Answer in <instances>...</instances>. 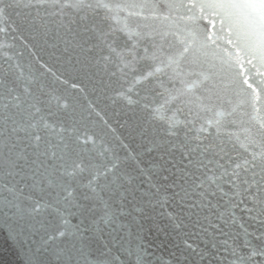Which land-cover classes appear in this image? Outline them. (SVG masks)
<instances>
[{
	"label": "snow or ice",
	"instance_id": "obj_1",
	"mask_svg": "<svg viewBox=\"0 0 264 264\" xmlns=\"http://www.w3.org/2000/svg\"><path fill=\"white\" fill-rule=\"evenodd\" d=\"M21 27L87 100L0 42V232L22 264H264V0H0L30 49ZM110 89L148 112L126 137Z\"/></svg>",
	"mask_w": 264,
	"mask_h": 264
},
{
	"label": "water",
	"instance_id": "obj_2",
	"mask_svg": "<svg viewBox=\"0 0 264 264\" xmlns=\"http://www.w3.org/2000/svg\"><path fill=\"white\" fill-rule=\"evenodd\" d=\"M20 34L23 35L26 41H28L31 48H26L19 38L13 41L11 39V35H16L15 33L7 35L0 34V42L5 44H15V48L11 50L5 49V51H12L13 53L23 51L24 56L19 57V59L23 64H28L30 62L33 71H36L37 74H39V72L47 73V69L42 68L41 64L47 65V68L52 69V73H55L56 76L60 77V80H57L52 73H47L45 77L54 89V95L62 96V103L67 101L69 105H75L79 102L86 107L87 100L82 97L78 88L72 87L73 84L84 86V81L80 78V75L69 70L67 65H64L62 61H58L52 55V49L48 46L39 41L31 40L29 32L22 27L20 29ZM35 57H39V60H36ZM63 81H66V83ZM125 87H127V85H125ZM137 87L139 88L140 86ZM107 95L114 97L116 99V103L113 104L111 99H104L97 105V109L101 112V115L108 120L109 124L116 129V135L121 137L128 136L127 126H121L125 120L131 124L133 121L137 120L143 123L148 119L147 111L142 110L141 106L138 104L128 105L125 101L115 96V91L113 89H110ZM130 95H132L134 100L138 99L134 93H130ZM95 97L96 94L90 92L88 99L95 101ZM116 113H120V115L117 116ZM91 119L95 121V127H90L88 129L89 134L103 129V131L107 133L106 139L112 138V133L109 132L108 129L104 128L100 117H97L95 113H93ZM117 121H119V123H117ZM131 143L133 146L135 145V141H131ZM0 264H22L17 249L8 240L5 232H0Z\"/></svg>",
	"mask_w": 264,
	"mask_h": 264
}]
</instances>
